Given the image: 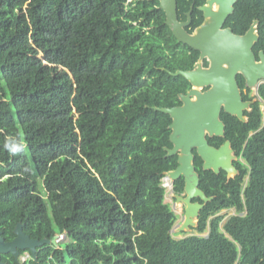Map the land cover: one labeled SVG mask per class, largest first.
<instances>
[{"label": "trees", "instance_id": "trees-1", "mask_svg": "<svg viewBox=\"0 0 264 264\" xmlns=\"http://www.w3.org/2000/svg\"><path fill=\"white\" fill-rule=\"evenodd\" d=\"M208 1L178 0L181 22L194 7L190 34ZM166 21L159 0H0V232L11 242L22 224L34 240L69 239L4 263L264 264V84L254 97L242 75L254 103L246 122L222 112L220 138L238 174L204 171L195 152L212 200L195 235L172 234L178 215L163 180L179 157L166 151L172 118L154 107L182 105L192 86L171 73L195 69L200 53ZM255 21L259 60L264 0H239L225 28L243 36ZM184 189L181 178L174 192Z\"/></svg>", "mask_w": 264, "mask_h": 264}, {"label": "water", "instance_id": "water-1", "mask_svg": "<svg viewBox=\"0 0 264 264\" xmlns=\"http://www.w3.org/2000/svg\"><path fill=\"white\" fill-rule=\"evenodd\" d=\"M239 0H209L201 7L205 21L193 34L187 30L191 26L193 8L188 13V20L181 22L178 14V0H159L160 8L165 12L166 24L174 37L181 44L187 45L200 53L196 69L177 71L173 76L184 77L192 86L187 94H181V106L173 108H157L154 110L170 115L172 134L170 141L173 148H166L168 156L178 155L179 166L169 172L168 178L174 185L181 178L185 179L184 195L176 196L177 203L186 205L185 216L180 231H191L197 226L200 212L212 200L200 189V176L194 165L195 151L203 160L204 171L220 174L225 171L230 178L238 174L233 161L231 143L227 142L220 149L209 144V137H224L225 124L221 120L222 112L246 122V111L254 102L244 101L238 83L242 75L246 87L257 90L264 84V51L259 53V60L254 52L259 41L258 22L255 21L250 30L243 36L237 35L231 28H225L227 20L235 12ZM207 60L209 67L203 62ZM203 91L204 89H207ZM258 93V92H257ZM200 199L204 204L194 203ZM16 238L6 242L0 232V264H6L2 255L11 254L19 259L22 251H30L36 257L38 249L44 245H55L52 240H34L23 232V225L15 229Z\"/></svg>", "mask_w": 264, "mask_h": 264}, {"label": "rangeland", "instance_id": "rangeland-1", "mask_svg": "<svg viewBox=\"0 0 264 264\" xmlns=\"http://www.w3.org/2000/svg\"><path fill=\"white\" fill-rule=\"evenodd\" d=\"M257 90H252V96H256ZM163 183L165 185L166 188V203L170 205L171 209L178 215V221L174 227V229L172 230V234L174 236L175 239L180 240V239H184L186 237H190L191 235H195L196 233L192 232V231H180V228L182 226V223L184 221V213H183V204L182 203H177L176 199L174 200L171 196V191L173 190V185L171 183V181H166V179L163 180ZM223 214L226 216V219L223 222V225L229 220L230 217L234 216L236 214L235 210H231V211H225L223 212ZM203 237H206L207 234L202 235ZM57 237V236H56ZM69 242V239H66L64 243ZM25 256V255H24ZM22 256V257H24ZM21 257V259H23ZM26 257V256H25Z\"/></svg>", "mask_w": 264, "mask_h": 264}, {"label": "flooded vegetation", "instance_id": "flooded-vegetation-1", "mask_svg": "<svg viewBox=\"0 0 264 264\" xmlns=\"http://www.w3.org/2000/svg\"><path fill=\"white\" fill-rule=\"evenodd\" d=\"M205 6V5H204ZM201 8V7H200ZM199 8V9H200ZM192 9V8H191ZM191 11V10H190ZM200 11H201V9H200ZM195 32V31H194ZM193 32V33H194ZM200 60V59H199ZM199 62V61H198ZM198 62H197V65H198ZM205 62H208L207 60H205L204 62H203V66H204V63ZM209 63V62H208ZM197 65H196V67H197ZM196 67H195V69H196ZM208 67H209V65H208ZM208 67H205V68H208ZM194 70V69H193ZM192 89V88H191ZM190 89V90H191ZM189 90V91H190ZM206 90H208V88L207 89H204L203 91H206ZM188 91V92H189ZM187 92V93H188ZM186 93V94H187ZM225 137V136H224ZM224 137H207L208 138V141H209V144L212 146V147H214V148H216V149H220L221 147H223L227 142H230V141H225V142H223V143H221V141H220V138H224ZM231 143V142H230ZM232 149V148H231ZM233 150V149H232ZM196 152V154H197V151H195ZM198 155V154H197ZM233 155L235 156V152H234V150H233ZM236 157V156H235ZM195 160H196V155H195ZM236 161V160H235ZM235 161H233V165H234V162ZM195 163V162H194ZM203 166H204V164H203ZM235 166V165H234ZM237 169V168H236ZM238 171V170H237ZM221 172H222V170H221ZM229 176V175H228ZM174 186H175V184L173 185V190L171 191V196H172V198L175 200V197L177 196L176 194H175V192H174ZM182 195H184V193L182 194ZM181 195V196H182ZM194 203H201V202H198V201H196V199L193 201ZM201 204H203V203H201ZM183 207H184V209H183V213H184V216H185V209H186V205L185 204H183Z\"/></svg>", "mask_w": 264, "mask_h": 264}, {"label": "built area", "instance_id": "built-area-1", "mask_svg": "<svg viewBox=\"0 0 264 264\" xmlns=\"http://www.w3.org/2000/svg\"><path fill=\"white\" fill-rule=\"evenodd\" d=\"M166 180H168V178H165ZM163 186L165 187V185L163 184ZM66 240V235H58L56 237V246H58L59 244L65 242ZM26 256V257H25ZM24 257H22L23 259H21L23 262H25L26 260H28L30 258V254H26Z\"/></svg>", "mask_w": 264, "mask_h": 264}, {"label": "bare ground", "instance_id": "bare-ground-1", "mask_svg": "<svg viewBox=\"0 0 264 264\" xmlns=\"http://www.w3.org/2000/svg\"><path fill=\"white\" fill-rule=\"evenodd\" d=\"M166 181H169V179H168V180H166Z\"/></svg>", "mask_w": 264, "mask_h": 264}]
</instances>
